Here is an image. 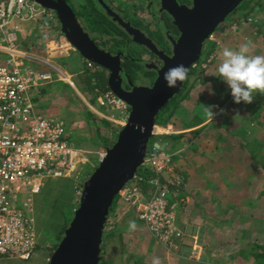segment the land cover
<instances>
[{
  "label": "rangeland",
  "instance_id": "rangeland-1",
  "mask_svg": "<svg viewBox=\"0 0 264 264\" xmlns=\"http://www.w3.org/2000/svg\"><path fill=\"white\" fill-rule=\"evenodd\" d=\"M113 5L126 17H129L132 13L133 8L124 0H114ZM260 18L261 16L257 19L261 20ZM82 26L87 30L90 24L84 19ZM14 27L18 29L14 31L16 36H24L32 42H39L40 30L36 20L15 21L8 27V30ZM105 27L107 29H103L104 34L106 30L107 32H112V26L105 25ZM91 31L93 30L91 29ZM94 31L98 32L96 29ZM227 31L230 33L229 36L232 37H227L229 39H227V43L230 44L231 49L239 50L242 45L250 42V54L253 56H264V39L261 36L255 37L256 31L252 25L248 24L234 32L227 28ZM99 34L100 36L103 35L102 32H99ZM211 40L219 42L218 49L221 47L220 34L214 33ZM53 42L51 41L49 46H53V50H57L58 44L56 48V44ZM20 48L23 49V47ZM135 49L138 50L137 48ZM24 50L27 51V49ZM40 51L39 48L31 49L32 53L54 65L52 61L55 60L54 57L59 54V51H52L48 57L44 53L40 54ZM217 59L219 60L220 58L217 57ZM67 61L74 65L80 59L78 55L71 53ZM55 63L59 65L57 61ZM220 63L214 61V63L209 65L205 79L209 80L216 77V66ZM25 65L28 66L27 61H25ZM130 69L131 77L135 81L139 72L142 73V71L138 68ZM57 74L61 78L64 76L62 79L66 85H61L58 82L47 84L44 88L46 100L37 104L38 111L46 119H57L64 122L68 133V141L74 147L88 150L91 154L86 157L87 162L81 164L76 170L75 177L44 181L42 191L33 198V218L38 236V248L34 257L28 261L17 259L2 260L0 264H44L45 257L47 258L46 260L50 258L52 249L58 244V237H60L63 225L68 227L79 204L77 200H73V182H75L74 193L75 191L77 193L76 189H80V184L83 183L82 177L83 175L85 176L84 173L87 172L86 170L92 169L96 162L95 154L98 148L94 147L91 139H89L93 136V129L86 124L82 115L84 110L90 111L82 102V99H86V97L78 89L75 92L71 88L70 84L72 86H75V84L72 82V77L68 76L69 73L67 71L60 69ZM209 81L215 86L214 81L211 79ZM213 90L214 87L210 88L208 85L199 87V83H195L190 94L189 104L196 105L198 100L201 101L205 97H213L215 95ZM67 100L71 101V103L65 109L64 104ZM231 102L232 99L227 101L223 108H226ZM51 107H53L52 110ZM57 108L58 110H56ZM200 112H203L204 115L206 114V110L203 107ZM222 112L223 110L221 109L219 114ZM229 115L232 117V122H227V125L224 126V123H226L225 116H223L222 125H220L219 121L215 123L216 126L220 125L217 127L220 130H217L219 134L222 133V130L225 132L234 130V134H238L242 131L243 126L248 124L243 118L244 115L240 113H230ZM201 116L203 115H199L200 118H202ZM263 116L259 118L260 120H257L258 123L255 120L249 124L247 128L249 133H246L244 138H232L234 143L231 144L232 147L228 146L230 150L224 152V154L218 152L212 154L209 151L213 146H206V144L211 143L215 139L217 132L201 138L203 141L194 146L188 145L186 141L184 145L182 144L178 147L179 150L182 149L181 152L184 153V159L177 162V165L182 170L188 171L192 176L191 180H188L185 190L194 191H192V194H185L186 198L177 203L178 206L179 204H185L186 207L184 211H177L176 205V218L179 224L185 226V233L189 237L194 236L197 238L198 246L201 248L199 257L203 263H206L208 257H210L213 260H219L218 264H230L228 261L230 255H232L234 256L232 264H250V261L243 260L241 256L237 255L239 249L243 247L242 243L254 240L260 244L264 243V173L254 166V163L248 157L249 155L240 147L242 142L245 143V140L248 142H252L255 139L264 140ZM238 142L239 145L237 144ZM150 143L151 139L148 145ZM200 167L203 170H200ZM212 198L220 199L219 211L214 205L208 206L205 203L206 200ZM122 209H124L123 212L110 216L109 222L111 225L107 226V231L121 226L129 212L132 213V216H135L131 208L122 207ZM128 219H130L129 216ZM137 222L135 230L125 228L123 231L122 243L124 249L117 244H111L104 251L103 254L109 260L114 261V264H134L137 260H140V264H167L165 256L177 258L176 255L168 253L162 246L157 244L139 221ZM116 251L118 254H120L119 251L121 253L123 251L124 255L117 259ZM171 264H173L172 261Z\"/></svg>",
  "mask_w": 264,
  "mask_h": 264
},
{
  "label": "built area",
  "instance_id": "built-area-1",
  "mask_svg": "<svg viewBox=\"0 0 264 264\" xmlns=\"http://www.w3.org/2000/svg\"><path fill=\"white\" fill-rule=\"evenodd\" d=\"M36 6L29 0H0L2 42H14L13 30L8 27L15 21H28L44 14L51 18L45 9ZM229 29L236 31L235 26ZM214 59V54L210 55L202 68H207ZM87 66L91 67V64ZM52 80L51 74L26 68L19 58L0 55V260L28 261L32 258L38 239L33 198L41 192L44 181L75 177L76 170L91 154L68 141L62 121L46 119L36 112L30 93ZM96 103L110 113L117 112L121 116L120 125H125L129 108L111 92L100 95ZM98 117L109 120L106 115ZM112 118L110 116V121ZM175 134L173 124L155 126L152 131V137L158 142ZM97 154L101 161L105 150ZM174 155L165 147L161 149L156 142L143 164L154 177L146 183L142 177H134L118 197L121 207L134 211L137 220L157 244L177 255L185 234L178 225L172 198L183 188L182 180L173 168ZM141 184L147 185L148 198L142 193ZM76 190L81 195V190ZM108 225H111L109 219ZM197 242L194 239L189 255L192 261L200 260L201 248Z\"/></svg>",
  "mask_w": 264,
  "mask_h": 264
},
{
  "label": "water",
  "instance_id": "water-1",
  "mask_svg": "<svg viewBox=\"0 0 264 264\" xmlns=\"http://www.w3.org/2000/svg\"><path fill=\"white\" fill-rule=\"evenodd\" d=\"M29 1L56 14L62 34L69 45L82 59L109 73L107 82L110 92L129 108L126 123L112 146L105 149L104 157L83 182L78 207L62 239L48 259V264H98L103 230L113 201L134 179L137 168L143 166L158 112L184 85L185 81L179 82L176 88L167 87L164 73L178 64H184L190 70L200 59L204 43L210 40L219 27L221 33L227 29V16L244 0H192L191 10L183 11L178 18L175 17V26L180 37L174 46L173 56L164 60L150 88H132L129 92L121 88L122 82L118 75L119 58L99 50L82 34L74 14L64 0ZM59 8L66 12L69 26L63 21ZM67 28L71 33L78 32L82 36V48L69 35ZM112 63L116 69L109 66ZM114 77L115 85L111 82ZM166 143L157 142V145L163 149Z\"/></svg>",
  "mask_w": 264,
  "mask_h": 264
},
{
  "label": "trees",
  "instance_id": "trees-1",
  "mask_svg": "<svg viewBox=\"0 0 264 264\" xmlns=\"http://www.w3.org/2000/svg\"><path fill=\"white\" fill-rule=\"evenodd\" d=\"M47 11V10H46ZM49 12V11H47ZM259 16H261V20L257 19ZM31 20H36L38 22V27L40 30V38H39V42H32L31 40H28L27 37H21V36H17V42L16 44H18L17 46L23 47V49L25 47L30 48V49H34V48H39L40 54L45 53L46 49H45V45L50 42L51 38L56 34V28H55V21L52 20L51 18H47L45 16V14L41 17L38 18H34ZM27 21V20H26ZM26 21H21V22H26ZM30 21V20H28ZM54 21V22H53ZM226 23H227V28H231L232 26L236 27V30H239L243 25H252L254 30L256 31L255 37H263L264 39V0H244L230 15L227 16L226 18ZM20 22V21H19ZM17 27H14L12 30V32H14ZM220 27L216 30L218 32V34L220 35H224L227 32V29L221 33L219 32ZM47 31L52 32V34L48 35L46 34ZM47 36V41H45L46 39H44V36ZM3 34L0 33V42L1 39L3 38ZM21 49V48H20ZM218 45L214 42V41H206L203 45V49H202V53L200 56V59L198 60V62L190 68L189 70V75H188V79L185 80L184 85L182 86L181 90L179 91V93L174 96L171 100H169L166 105L158 112V115L156 117L155 120V126H166L168 124H173L174 120H175V115L177 113V111L179 110V108L184 104L187 103L190 99V94L191 91L194 87L195 83H199L200 85H204L207 83V81H209L210 79L212 81H216L217 78H210L205 79L206 78V72L208 71V67L207 68H202V65L207 61V59L209 58L210 55L214 54L215 59L212 61V63H214V61H217V57H218ZM70 53L69 54H65L64 52L62 53L61 51H59V55L55 56V60L59 63V66H61V68L65 71H67L73 78V83L77 86V88L79 89V91L86 97V99L88 100V103L90 105H94V103H96V99L106 93V92H110L108 84L106 82L107 77L105 76V74L103 72H100L98 70L92 69L90 70L89 68H87V64H93L91 62L86 61L85 62V66H78L77 63L76 64H70L68 61L66 62V60L70 57ZM95 65V64H93ZM96 67V66H95ZM70 68V69H69ZM61 85H66L64 83H60ZM68 86V85H67ZM45 89L42 90V92H40L42 96L45 95ZM254 95V100L252 104H246L244 102H241L240 105L243 108H249L252 111V115L256 116V114H259L262 109L264 108V92H259L257 91L256 93L253 94ZM45 97V96H44ZM228 96H226L224 99L222 98L221 102H220V107L225 105V103L228 100ZM35 100V99H34ZM71 101L67 100V102L64 104L65 109L68 108V104H70ZM53 107H51L52 109ZM58 110V108H57ZM100 111V110H99ZM102 111V110H101ZM82 115L85 118L86 124L92 128V134L93 136L90 137L89 139H91V142L93 144L94 147L96 148H103V149H107L109 147L112 146L113 142L115 141L117 135H111V125L108 124L107 122L103 121V120H97L94 115L88 111V110H84L82 112ZM195 123H197L196 125H199V121L197 120ZM196 127V126H193ZM247 125H245V127L243 126V129L241 132V136L240 137H245L246 136V132H247ZM203 131V128L197 129L195 131H193V135L194 136H198L201 132ZM110 133V134H109ZM109 134V136H108ZM153 138V139H152ZM151 138V143L149 145V149L152 148L156 142H158V140L156 141V139L154 137ZM182 138V135L180 134L179 136L176 137H167V138H163L162 140H167L168 142H170L171 144H175L177 143L180 139ZM67 139H68V133H67ZM161 140V143H164ZM218 141H222L220 139H218ZM244 145H241L240 147L242 149H244L246 151V153L249 155L248 157L250 158V160L254 163V166L258 167L263 173H264V140H257L255 139L252 142H248L247 140L244 141ZM167 146V143L165 144V148ZM172 148H174L172 146ZM169 152L170 149L166 148ZM220 149V148H218ZM173 150V149H171ZM181 161V159L177 156L174 155L173 160H172V164L175 166L173 167L174 170L176 171V173L180 176L181 180H182V185L183 188L182 190L179 192V198H184L186 197L185 194L188 195L192 194V191L194 190H190V191H186L184 190L186 184L188 183V180L190 178L189 173L186 170H180L177 166H176V162ZM97 167V165L90 169V170H86L87 172H85V176H84V180H86L91 173L93 172V169H95ZM137 173L135 175V177H142L143 181L146 183L148 182L151 178L154 177V175L152 174V172L147 169L145 166H141L139 168H137ZM202 169V168H201ZM200 169V170H201ZM142 193H144L147 196V194L149 193V190L147 188L146 184H141L140 186ZM186 191V192H185ZM185 192V193H184ZM118 195L115 197L113 204L109 210V216L113 213V210L115 208L116 205V201L118 199ZM173 201H175L178 196L176 197H172ZM178 198V199H179ZM220 199L219 198H212L209 200H206L205 203L208 204V206H212L214 205L215 208H217V211H219V202ZM197 204V202H196ZM185 204H180L179 206H177V211H184L185 209ZM109 216L107 218L106 224L104 226V230H103V237H102V243H101V253H100V257L98 264H114V261L109 260L103 253L104 251L111 245V244H117L119 245L121 248L124 249L123 246V231L125 228H128L129 223H123L121 226L115 227L112 230L107 231V222L109 219ZM136 221L133 217L130 216V219H128V222L131 221ZM227 220V219H226ZM136 224V222H135ZM67 227L63 226L62 227V231H60V237H58V243L61 240V238L64 235V231ZM237 244H239V242H237ZM58 245V244H56ZM243 247L239 249V252L237 253L238 256H241L243 260L246 261H250V264H264V243L260 244L258 241L254 240L252 242H247L245 241L244 244L242 243ZM57 247V246H56ZM56 247L54 248V250L56 249ZM52 250V251H54ZM120 254H118V252L116 251V255L118 256L117 259H120L121 256L124 255L123 251L122 253L119 251ZM209 255V254H208ZM208 257V256H207ZM233 257L232 255H230L229 257V263L232 264L233 262ZM219 260H213L210 257H208L207 262L203 263H197V264H218ZM134 264H140V260H137Z\"/></svg>",
  "mask_w": 264,
  "mask_h": 264
},
{
  "label": "flooded vegetation",
  "instance_id": "flooded-vegetation-1",
  "mask_svg": "<svg viewBox=\"0 0 264 264\" xmlns=\"http://www.w3.org/2000/svg\"><path fill=\"white\" fill-rule=\"evenodd\" d=\"M64 1L74 14L82 34L86 35L99 50L119 58L118 75L122 82L121 88L125 92L132 88H150L153 85L164 60L173 56L174 46L180 37V32L175 26V17L178 18L183 11L192 8V0H124L133 8L131 15L126 17L113 5L114 0ZM59 9L63 21L68 25L66 12ZM50 15L58 31L65 38L58 17L53 12H50ZM84 19L90 24L87 30L82 26ZM105 25L112 26V32L108 29L109 32L106 30L104 34L103 29H107ZM95 29L98 32H95ZM67 31L71 30L67 28ZM99 32L103 35L100 36ZM69 35L78 42L79 47L84 46L82 43L84 39L78 32H70ZM72 52L79 56L80 65L85 66L86 61L77 51L72 48ZM109 66L116 69L113 63ZM87 68L103 72L108 80L109 73L101 67L91 64V67ZM130 68L142 71L135 81L131 77ZM115 79L116 77L111 80L113 85L116 83Z\"/></svg>",
  "mask_w": 264,
  "mask_h": 264
},
{
  "label": "crops",
  "instance_id": "crops-1",
  "mask_svg": "<svg viewBox=\"0 0 264 264\" xmlns=\"http://www.w3.org/2000/svg\"><path fill=\"white\" fill-rule=\"evenodd\" d=\"M47 13H49V16L51 17L50 11L47 12ZM243 26H247V25H243ZM55 28L57 29L56 23H55ZM48 32H49L50 35L52 34V32H50V31H47L46 34H48ZM229 35H230V33L228 31L224 35H221V47L218 50V57L220 59L219 60L217 59V62L218 63L219 62H222V59H223L222 58V51H223V49L226 48V47L227 48H230V44L227 43V41L229 40L227 37H229V38H232V37L229 36ZM240 36H237V37H240ZM12 37L14 39V42L13 43L2 42V39H1V42H0V52L2 54H4L3 56H7L8 57V55H12L13 57L19 58L20 62H23L24 66L26 68H32V69H35V70H38V71H41V72H46V73L51 74L52 77H53V80L51 82H49V83H52V82H62V83H65V82H63L64 80L62 79L64 76L61 78L57 74V71H59L60 69L63 71V69L61 68V66L57 65L55 63V61H52V62H54V65H52V63L46 62L43 58L35 55V53H32L30 48L25 47L24 49H27V51L24 50V49H20L17 46L18 44H16V42H17L16 41L17 40V36L14 34V32H12ZM44 39H46L45 41H47V36L46 35L44 36ZM62 39H65V38L62 37V35L60 34V32L57 29L56 30V34L51 38L50 42H48L45 45L46 51H45L44 54L47 57L50 55V53H52V51H54V52L61 51L62 53L64 52L65 54H69V52L72 51V47L70 45H68L69 43L66 40L64 41ZM51 41H54L53 43L56 44V48H57V44H58L57 50H53L54 47L53 46H49V44L51 43ZM62 45H65V46L63 48H60ZM71 53L74 54L73 52H70V54ZM25 61L28 62V66L25 65ZM79 62L77 63L78 66H80V63ZM218 66H216V71L218 69ZM68 76H71V75L68 74ZM215 76H216L215 78H217L216 81H214L215 86L212 85V82L211 81H207V83L204 84V85H200L199 84V87H204L206 85H208L210 88L211 87H214L213 93L215 95L213 97H211V98H206L205 97L201 101L198 100L196 102V105H193L192 103L189 104V101H188L187 103H184L179 108V110L177 111V113L175 115V120L173 122V128H174L176 134L175 135H172L171 137H176V136H179L181 134L182 135V138L177 143H175V144H171L167 140H162L163 142H167L166 148L170 149V151H172L173 154L177 155L181 159V161H182V159H184V153L181 152L182 149H180V150L178 149V147L180 145H182V144L184 145L185 142L187 141L188 142V145L194 146L195 144H199V143H201L203 141V139H201V138H203L205 136L207 137L209 134H212L214 132H217L216 133V136H215V139L212 140L211 143L206 144V146H211V145L213 146L211 149L209 148L210 149L209 152H211L212 154L214 152H218L220 154L221 153L224 154V152H227L228 150H230L228 146L232 147L231 144L234 143V141H232V138H237L238 137V139H239V137L241 136V132L238 133V134H234V130H232L230 132H228V131L225 132L224 130H222V133L219 134L218 131H217L219 129L217 127L220 126V125H222V122H223L222 119H224L223 116L226 117L225 118L226 123H224V126H225V125H227V122H229V121L232 122V117L229 115L230 113L231 114L240 113V114L244 115L243 118H244V120H246L248 122L247 127H249V124L250 123H253L255 120L256 121L257 120H260L259 118H261L264 115L263 114L264 108L262 109V111L259 114H256V116L255 115L253 116L252 115V111L249 108H243L240 104L234 103L233 97L230 94V89L228 88V85L222 80V77H220L218 71L215 74ZM65 80H66V77H65ZM72 80H73V78H72ZM67 81H69V80H67ZM49 83H46L43 87H41L38 90L33 91V92L30 93V95H31L30 97L33 99L32 102L34 104L35 110H36V112L39 115H41V113H40V111H38L37 104H40L41 101H45L46 100V98L44 97L45 95L44 96L40 95L41 94L40 92H42V90ZM70 86H71V88L75 92L77 91L76 89H78V88H77L76 85L75 86H72L70 84ZM226 96L229 97L227 101H230L232 99V102L230 104H228L226 106V108H223L226 105V103H225V105H223V106L220 107L219 104H220L222 98L224 99ZM82 102L90 110V112L94 115V117L97 120H102V119H100L98 117L101 114L108 116L109 117V120L108 119H105L103 121H105V122H107L108 124L111 125V135H113V134L114 135H118V133L122 129V125H120V123H121V116L117 112H111L110 113L108 110L101 109V108H99L97 106V103H94V105L93 104L90 105L88 103V100L87 99H84V98L82 99ZM202 107L206 110V114H205L206 116L203 114V112H200V109ZM207 107H212V110L214 112L213 118L208 115V113H207ZM221 109L223 110V112L221 114H219V111ZM51 113H52V111H51ZM198 113H199V115H203V116H201L202 118L199 117ZM110 116H113V118H112L111 121H110ZM263 118H264V116H263ZM197 120L199 121V125H196L197 123H195ZM218 121L220 122V125L216 126L215 123L218 122ZM257 123H258V121H257ZM193 126H196V127H193ZM200 128H203V131L198 136H194L192 132L195 131V130H197V129H200ZM246 133H249L248 129H247V132ZM109 134H108V136H109ZM218 139H220L222 141H218ZM237 144L239 145V142ZM241 145H244V143L242 142ZM172 146L175 148V150H171V149H173ZM218 148H220V149H218ZM103 150H105V149L98 148L97 153H99V152H101ZM97 153L95 154L96 155V162H95V165L92 168H94L100 162ZM173 166H175V164ZM176 166L180 170H182V168L177 165V162H176ZM201 168L202 167H200V169ZM183 170H185V169H183ZM201 170H203V168ZM191 178H192V176L190 175V178L189 179L191 180ZM82 181L83 182L85 181L84 180V175L82 177ZM74 183L75 182H73V189H72V191H73V200H77V202H79L80 195L77 194L76 191L74 193V190H75L74 189ZM80 186L81 187H80L79 190L82 191L83 183H81ZM184 190H185V188H184ZM81 191H79V192H81ZM179 194H178V198H179ZM178 198L174 201V203L176 205H177V203H180V201H182L186 197H184L183 199L182 198H179L178 199ZM121 209H122V207H121V201L118 198L117 201H116V205H115V208L113 210V213L111 215L113 216V215L119 214L120 212H122ZM110 216H109V218H110ZM128 216L129 217L130 216L133 217L136 220L135 221L136 224H138V222H137L138 220L135 218V216H132V213H130V212L127 214L126 218L124 219L125 220L124 223L125 222L126 223H129L128 222ZM131 221H132V218H131ZM140 224L142 225V223H140ZM178 225H179L180 229L183 231V233L185 234V238H184V240L180 244L179 252L176 255L177 258H173V257H169L168 258L167 256H165L166 263L167 264H171V261L173 262V264H185V263H188V264H197V263H200L202 260L192 261V260L189 259V255H191L192 248H193V244H194L193 241H194V239H197V238L194 237V236H190L189 237V235L185 233V229H184L185 226L184 225H181L179 223H178ZM143 228H144V226H143ZM194 230H193V232H194ZM37 248H38V246H37ZM37 248H36V250H35L32 258L34 257V255H35V253L37 251ZM52 250H54V249H52ZM46 259L47 258L45 257L44 264H48V260H46ZM2 260H7V259H2ZM2 260H0V261H2Z\"/></svg>",
  "mask_w": 264,
  "mask_h": 264
},
{
  "label": "clouds",
  "instance_id": "clouds-1",
  "mask_svg": "<svg viewBox=\"0 0 264 264\" xmlns=\"http://www.w3.org/2000/svg\"><path fill=\"white\" fill-rule=\"evenodd\" d=\"M222 62L218 66V73L228 85L230 94L236 104L244 102L252 104L254 93L264 92V56L250 54V42L245 43L239 50L224 48ZM189 69L184 64L169 68L164 73V81L169 88H176L179 82L188 79ZM207 113L213 118L212 107H207ZM129 230H135L134 221L129 222Z\"/></svg>",
  "mask_w": 264,
  "mask_h": 264
},
{
  "label": "bare ground",
  "instance_id": "bare-ground-1",
  "mask_svg": "<svg viewBox=\"0 0 264 264\" xmlns=\"http://www.w3.org/2000/svg\"><path fill=\"white\" fill-rule=\"evenodd\" d=\"M0 55H4V54H2V53L0 52Z\"/></svg>",
  "mask_w": 264,
  "mask_h": 264
}]
</instances>
